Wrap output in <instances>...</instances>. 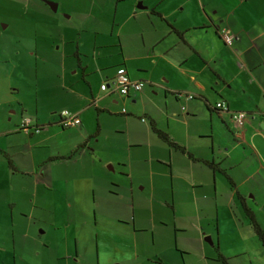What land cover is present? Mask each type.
Returning a JSON list of instances; mask_svg holds the SVG:
<instances>
[{
    "label": "crops",
    "instance_id": "1",
    "mask_svg": "<svg viewBox=\"0 0 264 264\" xmlns=\"http://www.w3.org/2000/svg\"><path fill=\"white\" fill-rule=\"evenodd\" d=\"M127 1L128 17L122 22L124 28L118 32L119 44L124 48L123 52L120 51L121 60L115 62L113 69L124 66L132 80L144 82L143 88L130 92L128 96L112 91L111 87L102 90L101 85L104 82L111 83L115 75V70L112 74L97 73V69L105 67L98 59L101 58L102 49L111 46L110 43L93 44L91 55L94 61L90 63L85 60L87 57L80 49L83 42H77L74 63L80 70L81 82L79 78L75 85L63 83L66 71L72 65L63 54L59 63L60 72L55 75L62 93L59 91L57 94L58 91L49 85L43 90L48 94L47 107L52 106L57 99L64 98V92L75 93L71 105L81 123L61 127L56 124L58 118L54 119L51 112L46 117H30L35 119L37 125H45L41 131L48 128L46 135L40 131V135L35 137L37 134L20 126L22 119L29 117L24 114L29 106L21 95L22 85L30 88L32 93H38V88L31 83V67H21L18 63V68L15 64L16 55L22 54L21 49L12 52L8 43L10 40L0 35V169L5 173L3 176L11 180L20 176L19 181L32 179L30 174L42 167L44 161H72L75 159L72 154L79 151L80 154L76 155L78 158L82 153L88 155L89 144L99 137L104 123L121 121L119 116L122 115L133 117L138 108L142 126L138 127L140 130H135L128 142L132 147L142 148L147 154L141 159L143 164L148 162V158L157 162L153 165L149 159L154 182V174L167 176L172 186L170 195L173 193L175 197L174 185L178 183L186 186L183 193L189 195V201L196 202L209 196V193L202 191L207 184L215 187L213 194L216 196L218 183L224 179L228 181L229 177L247 205L245 197H254L252 183L255 177L258 176L260 185L264 183V0ZM221 29L233 35L231 46L222 40ZM24 57L25 62L29 61L27 51H24ZM49 67L57 69L53 65ZM189 95L193 97L188 98ZM129 101L134 104V110L127 108ZM219 102H224L226 109L217 107ZM35 107L39 108V102L35 103ZM15 109L19 110V114ZM236 111L247 114L241 127L232 119V113ZM198 116L209 121L208 128H196L197 138L194 137L198 141L204 140V144L192 142L190 128ZM51 122L54 124L47 126ZM132 122L137 124L134 120ZM152 124L164 132L174 145H168L158 137L152 130ZM236 133H239L238 137ZM145 134L148 137L146 142L141 140ZM45 147L51 148L46 152L47 155L42 156ZM36 149L39 150L37 155ZM164 150L167 151V162L159 156L164 154ZM176 159H181L183 164ZM8 161H11L12 166ZM204 161L212 162L211 167ZM123 166L126 165L123 164L120 171L129 177L130 182H112L118 187L125 183L129 186L127 191L131 196L141 197L143 194L140 192L133 193L132 182L147 179L143 172L145 168H140L134 175L133 172H125ZM162 166H167L168 171H163ZM91 180L90 177L72 173L70 169L66 173H59L55 179L49 174L44 181L49 190L55 183H73L70 190H73L72 196L65 192L60 195L76 203L57 211L53 214L55 220L48 222L53 230L62 225L66 227L65 224L54 225L56 220H63L62 216H65L64 221L69 224L67 228L71 227L73 231L67 234L63 242L57 239L53 246L58 262L113 264L116 256L119 258L124 255V242L132 237L136 221L132 200L126 203L121 201L117 205L113 198L110 199L112 195L107 194V204L118 214L113 216L107 213L102 223H99L96 215H89L83 210L79 201H83V192ZM90 189L95 193L94 182ZM159 193L161 195L163 191L159 189ZM111 194L117 196L119 193ZM231 198L234 200L233 194ZM170 207H174L175 211V203ZM146 211L151 215L152 209L147 208ZM123 217L130 219V223ZM81 218L90 221L89 234L84 239L77 236L78 229L85 227L79 225ZM114 222L123 229L119 235L110 231ZM128 228L132 230L131 234ZM147 230L144 227L141 231ZM75 237L76 249L70 244ZM206 239L211 241L210 237ZM99 257L100 263L97 261Z\"/></svg>",
    "mask_w": 264,
    "mask_h": 264
},
{
    "label": "rangeland",
    "instance_id": "2",
    "mask_svg": "<svg viewBox=\"0 0 264 264\" xmlns=\"http://www.w3.org/2000/svg\"><path fill=\"white\" fill-rule=\"evenodd\" d=\"M49 3H55L56 9H52ZM128 3L127 0H0V35L10 40L8 43L12 52L21 49L22 54L16 55L15 64L18 68V63L21 67H31V83L38 88V93H32L30 88L22 85L21 95L29 106L24 113L26 116L46 117L51 112L53 118L57 119V112L61 110L74 112L71 102L75 100V93L64 92V98L57 99L52 106L47 107L48 94L43 89H47L49 85L58 91L57 94L59 91L62 93L57 86L55 75L60 72L59 63L63 54L66 61L72 63L66 71L63 83L76 84L80 78V70L74 63L77 42H83L80 49L87 57L85 60L90 63L94 61L91 55L93 44L109 42L111 46L103 48L101 58L98 59L105 67L102 70L97 69V73H113V66L116 61L121 60L120 51L123 52L124 48L119 44L118 32L124 28L122 22L128 17ZM24 51H27V62L24 61ZM29 51L33 52V55H30ZM49 65L57 69L52 70ZM97 82L99 85L98 78ZM37 102L38 109L35 107ZM127 105L128 109H135L130 101ZM138 111L137 108L133 117L122 115L119 116L121 121L111 120L108 124L104 123L99 137L90 142L88 155L82 153L78 158L76 155L80 154L79 151L72 154L75 157L72 161H44L42 167L30 174L32 179L19 181L20 176L14 180L5 179L3 169H0V264H73L72 261L58 262L53 249L57 239L63 242L67 234L73 233L71 227L67 228L69 224L64 221L66 217L62 216L63 220H56L54 224H65L66 227L62 225L53 230V226L48 223L55 220L53 214L57 211L76 203L73 199L69 202L60 195L66 193L72 196L73 190H70L73 183H55L49 190L44 182L49 174L55 179L56 175L66 173L70 169L74 174L93 179L87 183L83 201L79 202L86 213L96 215L99 223L104 222L107 213L113 216L118 214L107 204V194L112 195L110 199L113 198L117 205L121 201L126 203L132 200L134 203L135 229L133 228L131 239L124 242V255L119 258L116 256L113 264H264V247L257 242L258 239L250 225L251 218L246 215L243 205L237 199L235 187L226 179L218 183L216 196L213 194L215 187L207 184L202 191L209 193V196L196 202H190L189 195L183 193L185 185H174V197L173 193L170 195L172 186L168 183L167 176L154 174L155 182L151 179L149 162L151 160L153 165L157 162L148 158V162L143 164L141 159L147 154L142 148L132 147L128 142L135 130H140L138 127L142 126ZM15 112L19 114L18 109H15ZM133 120L137 124L132 122ZM53 124L54 122H51L47 126ZM192 125L191 127L188 124L193 134L192 142L204 144V140L198 141L194 137L197 138L196 128H208L209 121L198 116L194 118ZM47 131L48 128H45L41 133L46 135ZM35 134V137L40 135L38 132ZM143 136L141 140L146 142L148 137L146 134ZM35 140L36 138L33 142ZM50 148L45 147L42 156L47 155L46 152ZM34 151L37 155L39 150ZM159 156L166 162L169 161L166 150ZM176 160L183 164L181 159ZM123 164L126 166L122 169L125 172H133L134 175L140 168H145L143 172L147 179H133L132 182L133 193L140 192L143 194L141 197L131 196L127 191L129 186L125 183L118 187L112 182H130L129 177H125L120 171ZM162 167L163 171L169 169L167 166ZM262 173L264 178V169ZM93 182L95 193L90 189ZM260 182L256 176L252 183L254 197L247 195L245 198L256 223L264 230V183L260 185ZM159 189L163 191L161 195ZM242 190L245 192L244 188ZM111 193L119 194L115 196ZM232 194L234 200L231 198ZM120 195L125 196L120 198ZM173 203L175 211L174 207H170ZM147 208L152 209V217L150 212L146 211ZM123 220L129 223L131 221L125 217ZM79 221V225L85 227L78 229L77 236L84 239L89 234L90 221L84 218ZM144 227L148 230L141 231ZM120 228L114 222L110 231L119 235V231L123 232ZM128 231L132 233L130 228ZM206 237H210L211 241ZM70 244L73 245L74 241Z\"/></svg>",
    "mask_w": 264,
    "mask_h": 264
},
{
    "label": "built area",
    "instance_id": "3",
    "mask_svg": "<svg viewBox=\"0 0 264 264\" xmlns=\"http://www.w3.org/2000/svg\"><path fill=\"white\" fill-rule=\"evenodd\" d=\"M220 35L224 43L228 46H231L234 40L233 35L226 29L220 30ZM144 86V82L142 81H136L132 80L128 74L125 68H118L116 70L115 76L113 78V81L111 83L112 91H115L116 93L122 95V96H128L130 92H137L140 91ZM110 86L106 83L101 85V88L103 90H107ZM192 95H189L188 98H192ZM217 107L226 109V105L224 102H219L216 104ZM122 111H125L122 109ZM62 120L60 121V124L62 127H69L73 125L79 124V119L75 117L74 114L67 110L61 111ZM247 117V114L244 111H236L232 113V119L235 121L236 125L241 127L244 124V121ZM144 121V118H142ZM23 125H31L30 119H24ZM38 130L36 129V132ZM236 136H239V133H236Z\"/></svg>",
    "mask_w": 264,
    "mask_h": 264
},
{
    "label": "trees",
    "instance_id": "4",
    "mask_svg": "<svg viewBox=\"0 0 264 264\" xmlns=\"http://www.w3.org/2000/svg\"><path fill=\"white\" fill-rule=\"evenodd\" d=\"M119 67L125 68L124 66H119ZM116 69H118V68H116ZM115 72H116V70H115ZM57 114L59 116V119L62 120L61 113L58 112ZM38 127L42 128V126H37L36 128L38 129ZM151 127H152V130L154 131V133H156L157 136L160 137L163 141H165L168 145H172V146L174 145V143L171 142L169 137L164 132H162L159 129L155 128L154 124H152ZM179 148L183 152L185 151V149H183L182 147H179ZM189 157L193 158L191 155H189ZM193 159H195V158H193ZM197 160H199V159H197ZM204 163L207 164L210 167L212 165V162L204 161ZM8 164L10 166H12L11 161H8ZM227 178H228L229 183L232 185L231 179L229 177H227ZM237 196H238V199H239L240 203L244 207L246 215L249 218H251L250 220L252 222L250 223V225H251V227L253 229V232H254V235L256 236V239H258L257 241L259 242V245L264 247V230L261 229V227L258 225V223H256L254 215H253V212L247 207V205H246V203L244 201V198L239 193H237ZM218 256L220 257V255H218ZM222 259L224 260L225 258H222Z\"/></svg>",
    "mask_w": 264,
    "mask_h": 264
},
{
    "label": "flooded vegetation",
    "instance_id": "5",
    "mask_svg": "<svg viewBox=\"0 0 264 264\" xmlns=\"http://www.w3.org/2000/svg\"><path fill=\"white\" fill-rule=\"evenodd\" d=\"M50 4V6L52 7V5H55V7H56V4L55 3H49ZM55 10V9H54ZM118 68H120V67H118ZM117 70V69H116ZM116 73V72H115ZM115 76V75H114ZM114 78V77H113ZM113 81V80H112ZM104 83H106L107 85H109L110 87H111V83H107V82H104ZM103 83V84H104ZM109 87V88H110ZM108 88V89H109ZM103 90V89H102ZM64 110H66V109H64ZM61 111H63V110H61ZM61 111H60V113H61ZM67 111H69V110H67ZM69 112H71L72 114H74L75 115V117H77L78 119H79V117L76 115V113H74V112H72V111H69ZM30 119V121H31V125H27V126H25V125H23V120L24 119ZM60 121H61V119H59V117H58V121H57V123L56 124H58L59 126H61V124H60ZM79 121H80V119H79ZM81 122H79V124H80ZM21 125V128H23V129H28V130H31L32 131V133H39L43 128H44V126L45 125H37V123L35 122V119H32V118H30V117H25V118H23L22 119V121H21V123H20ZM79 124H77V125H79ZM77 125H73V126H77ZM37 126H42V128H40V127H38V129L36 128ZM62 127V126H61ZM69 127H71V126H69ZM36 129L38 130L37 132H36ZM95 234V236L97 235V233H94ZM96 238V237H95ZM73 241H74V244H73V247H74V249H76V244H77V238L75 237L74 239H73ZM106 260H109V258L108 257H106ZM97 261H99V263H100V257L99 258H97Z\"/></svg>",
    "mask_w": 264,
    "mask_h": 264
},
{
    "label": "water",
    "instance_id": "6",
    "mask_svg": "<svg viewBox=\"0 0 264 264\" xmlns=\"http://www.w3.org/2000/svg\"><path fill=\"white\" fill-rule=\"evenodd\" d=\"M52 9H56L55 5H52Z\"/></svg>",
    "mask_w": 264,
    "mask_h": 264
}]
</instances>
